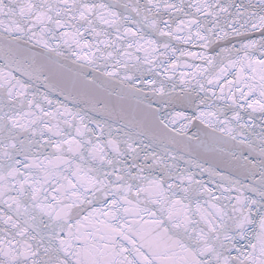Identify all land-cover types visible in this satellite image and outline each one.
I'll return each instance as SVG.
<instances>
[{
	"label": "snow or ice",
	"instance_id": "6c2138e0",
	"mask_svg": "<svg viewBox=\"0 0 264 264\" xmlns=\"http://www.w3.org/2000/svg\"><path fill=\"white\" fill-rule=\"evenodd\" d=\"M0 264H264V0H0Z\"/></svg>",
	"mask_w": 264,
	"mask_h": 264
}]
</instances>
